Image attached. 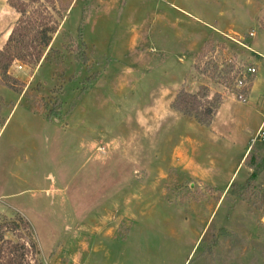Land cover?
I'll return each mask as SVG.
<instances>
[{
    "label": "rangeland",
    "instance_id": "1",
    "mask_svg": "<svg viewBox=\"0 0 264 264\" xmlns=\"http://www.w3.org/2000/svg\"><path fill=\"white\" fill-rule=\"evenodd\" d=\"M32 1L0 0V52L24 2L19 33L56 28L0 70V223H30V264H264V170L231 188L264 161V0Z\"/></svg>",
    "mask_w": 264,
    "mask_h": 264
},
{
    "label": "trees",
    "instance_id": "2",
    "mask_svg": "<svg viewBox=\"0 0 264 264\" xmlns=\"http://www.w3.org/2000/svg\"><path fill=\"white\" fill-rule=\"evenodd\" d=\"M33 0L32 2H36ZM75 0H69V3L64 9L67 12ZM22 7L18 11L22 14V17H27L31 11L28 7V3H22ZM57 9V8H56ZM66 12L61 17L66 16ZM60 14V10L57 11ZM19 19L16 29H14L5 45L0 52V70L5 74L8 73L9 68L19 59H29V62L38 64L46 48L50 45L52 40V34L56 32V28L41 26V28L34 31L30 28H25L26 32H18V27L24 20ZM18 33V34H17ZM221 99L218 98L213 106H205L199 100L198 96L183 93L179 96L176 108L186 115H189L196 119L201 124H209L215 116L217 108L220 107ZM264 170V161L257 165L256 170L251 174L250 178L244 185H236L232 183L231 188L234 189V193L248 192L253 182L257 181L259 174ZM26 230L28 232V242H15L6 238L5 234L9 231L19 232ZM40 249L37 242L34 239V235L30 226V223L19 216L13 220H6L0 223V264H30L32 259L37 258L40 255Z\"/></svg>",
    "mask_w": 264,
    "mask_h": 264
},
{
    "label": "built area",
    "instance_id": "3",
    "mask_svg": "<svg viewBox=\"0 0 264 264\" xmlns=\"http://www.w3.org/2000/svg\"><path fill=\"white\" fill-rule=\"evenodd\" d=\"M17 68H18V69H21L22 66H21V65H17ZM249 71H251V72H255L256 69H255V68H252V69H249ZM257 136H261V138L264 139V131H263L262 129L259 130L258 133H257ZM256 138H257V137H256Z\"/></svg>",
    "mask_w": 264,
    "mask_h": 264
}]
</instances>
